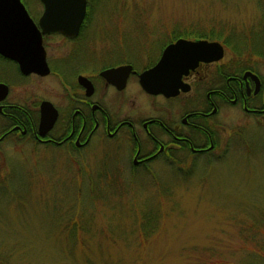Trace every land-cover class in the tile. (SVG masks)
I'll use <instances>...</instances> for the list:
<instances>
[{
    "label": "rangeland",
    "instance_id": "rangeland-1",
    "mask_svg": "<svg viewBox=\"0 0 264 264\" xmlns=\"http://www.w3.org/2000/svg\"><path fill=\"white\" fill-rule=\"evenodd\" d=\"M87 16L86 48L102 53L142 47L144 33L158 44L221 33L231 56L264 46V0H89ZM228 126L223 158L153 176L128 168L125 144L6 152L0 264H264V122L230 115Z\"/></svg>",
    "mask_w": 264,
    "mask_h": 264
},
{
    "label": "flooded vegetation",
    "instance_id": "flooded-vegetation-1",
    "mask_svg": "<svg viewBox=\"0 0 264 264\" xmlns=\"http://www.w3.org/2000/svg\"><path fill=\"white\" fill-rule=\"evenodd\" d=\"M21 2L40 29V0L35 14ZM88 4L76 34L41 32L46 74L24 72L17 60L0 53V177L6 152L58 150L70 158L105 142L126 145L133 172L153 176L158 164L180 172L196 159L209 163L225 156L230 115L264 122V63L231 56L228 44L217 40L222 57L199 60L181 76L174 95L148 93L139 75L157 63L166 45L178 38L214 41L212 33H181L160 44L144 33L142 47L102 53L86 48L92 28ZM114 68L120 69L109 78L102 74Z\"/></svg>",
    "mask_w": 264,
    "mask_h": 264
},
{
    "label": "water",
    "instance_id": "water-1",
    "mask_svg": "<svg viewBox=\"0 0 264 264\" xmlns=\"http://www.w3.org/2000/svg\"><path fill=\"white\" fill-rule=\"evenodd\" d=\"M43 12L37 25L21 0H0V53L17 60L22 71L48 72L41 32L74 35L85 16L87 0H40ZM223 55L218 41L178 38L165 46L157 63L139 75L140 86L148 93L174 95L180 78L199 60H217ZM120 68L104 70L109 78Z\"/></svg>",
    "mask_w": 264,
    "mask_h": 264
},
{
    "label": "trees",
    "instance_id": "trees-1",
    "mask_svg": "<svg viewBox=\"0 0 264 264\" xmlns=\"http://www.w3.org/2000/svg\"><path fill=\"white\" fill-rule=\"evenodd\" d=\"M184 34V33H182ZM221 33H212L211 38H214L216 40H220L222 43L226 44V40H222L223 37L220 36ZM181 35V34H179ZM242 47V46H241ZM242 50H244L243 56H254V55H264V46H254L253 44H248V46H243L241 48ZM240 54V53H239ZM262 242V243H261ZM260 251L264 253V240L260 241ZM251 263V262H250ZM254 264V263H252Z\"/></svg>",
    "mask_w": 264,
    "mask_h": 264
}]
</instances>
